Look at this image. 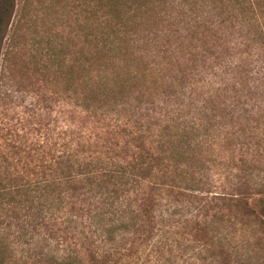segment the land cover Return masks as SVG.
<instances>
[{"label":"trees","instance_id":"1","mask_svg":"<svg viewBox=\"0 0 264 264\" xmlns=\"http://www.w3.org/2000/svg\"><path fill=\"white\" fill-rule=\"evenodd\" d=\"M38 43L59 112L0 141V264H179L184 215L205 224L203 264H264V0H68V47ZM223 74L229 123L210 96L176 111L185 80Z\"/></svg>","mask_w":264,"mask_h":264},{"label":"rangeland","instance_id":"2","mask_svg":"<svg viewBox=\"0 0 264 264\" xmlns=\"http://www.w3.org/2000/svg\"><path fill=\"white\" fill-rule=\"evenodd\" d=\"M168 4L169 2L164 3L160 7L169 8ZM47 39L55 46L59 47L61 43H64L68 47V0H0V141L11 139L21 141L26 136L35 140L41 132L40 127L44 121L46 122L45 127L52 128L56 124L53 120L59 111L54 83L51 81L53 66L49 71H44L41 68L36 74L32 72L36 67L31 62L32 55L36 53L32 44L39 40L37 46H44ZM59 48H56V52L59 51ZM26 62L29 63L27 66ZM198 78L200 79V77ZM211 78L212 81H208L209 79L206 78L203 82L198 81L192 84V79L185 80L183 103L182 106L176 107V111L179 112L183 107L182 110L185 112L194 107L195 103L202 104L200 100L210 96L208 99L212 97L213 105H217L214 110V113H217L214 120L229 123L231 118L236 117V114L232 116L231 114L234 113L231 111V107L224 108L225 106L221 105L224 99L230 100L227 98L230 92H223L220 88L227 81L226 75ZM172 93L167 95L170 97L166 98L167 103L176 100ZM139 101L135 102L134 111H146L147 108H150V111L159 113L164 110L161 101L151 104L149 101L143 102L142 105ZM46 103L50 105L47 111ZM164 105V108H168L166 104ZM233 145L232 139H230V141L223 142L222 147H219L225 149V153H230ZM238 152L237 150L235 153ZM195 204L198 208L201 207L202 214L213 213L216 209L215 201L206 202L201 199V196L196 197ZM232 210L222 209L225 219H228L230 214L231 216L238 214ZM182 217L183 227L180 235L182 253L179 264H203L205 261V258L203 259L204 252L200 251V248L205 237L202 230L205 224L202 223V220L198 221L200 216L198 220L188 222L185 215ZM243 222L245 221L243 220ZM234 227H240V225ZM188 231L189 233H187ZM192 238L195 239L196 247L190 253L187 245L191 243L190 239ZM144 246H140L138 252ZM210 249L212 250L208 249L209 254L221 251L217 246ZM137 255L138 253L132 257L135 264H157L155 257L148 256L147 250H142L140 257ZM229 258L232 259V256ZM220 259L222 258L220 257Z\"/></svg>","mask_w":264,"mask_h":264}]
</instances>
